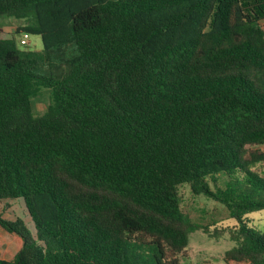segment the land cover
<instances>
[{
    "label": "trees",
    "instance_id": "trees-1",
    "mask_svg": "<svg viewBox=\"0 0 264 264\" xmlns=\"http://www.w3.org/2000/svg\"><path fill=\"white\" fill-rule=\"evenodd\" d=\"M0 16L27 21L0 28V200L35 229L0 214L22 241L0 264H181L202 228L182 185L236 220L225 264H264L245 220L264 209V0H0Z\"/></svg>",
    "mask_w": 264,
    "mask_h": 264
},
{
    "label": "rangeland",
    "instance_id": "rangeland-1",
    "mask_svg": "<svg viewBox=\"0 0 264 264\" xmlns=\"http://www.w3.org/2000/svg\"><path fill=\"white\" fill-rule=\"evenodd\" d=\"M26 24V20L0 16V28L6 33H14L18 27ZM29 35V44L21 48L32 51L41 50L43 48L41 36L32 33ZM15 37L19 42L22 34ZM49 102L50 90L43 88L38 95L32 98L34 113L42 115ZM256 171L264 176V163L259 165ZM217 184L223 187V178H219ZM179 193L183 212L202 227L190 235L186 256L182 257L181 264H225V252L235 246V242L231 239V233L237 226L236 220L231 218L229 212L219 203L203 196L194 195L188 185L180 186ZM0 214L7 220L22 218L35 233L34 224L22 199L0 200ZM245 218L249 226L264 231V209L246 214ZM21 244L22 241L19 237L0 229L1 259H12ZM143 254H145L148 263L151 264L153 260L151 254Z\"/></svg>",
    "mask_w": 264,
    "mask_h": 264
},
{
    "label": "built area",
    "instance_id": "built-area-1",
    "mask_svg": "<svg viewBox=\"0 0 264 264\" xmlns=\"http://www.w3.org/2000/svg\"><path fill=\"white\" fill-rule=\"evenodd\" d=\"M29 42H30V35H29V33H26V32L22 33V37L19 40V44L21 46H26V45L29 44Z\"/></svg>",
    "mask_w": 264,
    "mask_h": 264
},
{
    "label": "crops",
    "instance_id": "crops-1",
    "mask_svg": "<svg viewBox=\"0 0 264 264\" xmlns=\"http://www.w3.org/2000/svg\"><path fill=\"white\" fill-rule=\"evenodd\" d=\"M14 249V248H13ZM13 251V250H12Z\"/></svg>",
    "mask_w": 264,
    "mask_h": 264
}]
</instances>
